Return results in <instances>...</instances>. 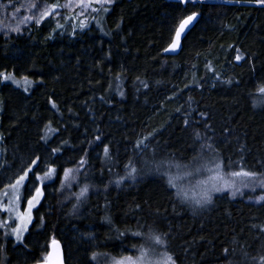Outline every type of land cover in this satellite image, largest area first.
Returning <instances> with one entry per match:
<instances>
[{"label":"trees","instance_id":"trees-1","mask_svg":"<svg viewBox=\"0 0 264 264\" xmlns=\"http://www.w3.org/2000/svg\"><path fill=\"white\" fill-rule=\"evenodd\" d=\"M102 7L86 22L57 7L40 24L27 19L19 33L0 34V73L33 82L24 91L0 79V193L31 167V195L35 175L56 169L24 243L0 228V264H37L54 240L66 264H105L133 255L150 235L166 241L175 264H261L264 203L222 193L195 207L163 173L191 167L205 142L215 152L201 162L215 156L229 172H264V6L113 0L95 8ZM193 12L199 20L180 54L165 55ZM141 140L147 147L137 149ZM129 160L141 171L117 186ZM65 169L75 179L62 187Z\"/></svg>","mask_w":264,"mask_h":264},{"label":"snow or ice","instance_id":"snow-or-ice-1","mask_svg":"<svg viewBox=\"0 0 264 264\" xmlns=\"http://www.w3.org/2000/svg\"><path fill=\"white\" fill-rule=\"evenodd\" d=\"M100 4L101 6L110 4L112 0H77V6H83L84 8L91 7L92 3ZM181 4H187V3H197L198 0H179ZM199 2H203V0H199ZM236 2H239V0H236ZM248 3H255L257 5L264 6V0H246ZM65 6H70V5H65ZM31 7L36 8V4H32ZM57 7H62L59 4L53 3L51 5L45 4L44 8L42 11H40V14L38 17H25V20L27 19H35L36 24H40L42 20L45 18L49 17ZM93 11H98V10H103L107 11V8L102 7L101 9H96L93 8ZM83 14V13H81ZM198 13L193 12L190 15L186 16L183 18L179 24L178 27L175 29V38L171 44V49L175 50L177 47L180 45V40H181V35L182 33L185 32L186 29L197 19ZM59 27V25H58ZM83 27V25H82ZM13 31L19 32L20 29L17 27L13 29ZM169 49H165V51H168ZM238 51V50H237ZM235 59L237 61L242 59V56L237 54ZM0 79L3 81H11L13 84H15L17 87H24V91H29V87L32 85V81L28 79L27 76H23L20 79H17L14 75L12 74H6V73H0ZM42 82V81H41ZM259 91L261 92L262 95H264V87L259 88ZM122 95V93H121ZM191 99V98H190ZM52 107L55 108L56 105L55 103L52 104ZM179 111V109H178ZM201 115H205L204 113H201ZM189 121L186 119L185 124L187 125ZM51 131V129H49ZM196 139H201L200 133L196 132L195 133ZM42 139H47V135L45 137H42ZM99 139V137H97ZM147 139V138H145ZM141 145H144V141H138L136 144V148L139 149L141 148ZM144 147H147V145H144ZM58 151V149H53V152ZM204 152H215L214 147L205 142L201 144V154L198 156H194L192 158V166L190 168L189 165H183L179 166L177 165L178 168L182 167L184 169H189L184 172L183 176L175 177L169 172H164L163 174L168 177L167 179V184L172 187L177 189V196H181L182 192L180 189V185L177 182L178 179H183L184 177H190L195 174L203 173V172H208V173H213L214 175L210 176L206 180H201L198 183L203 187V192L204 195L201 197V199H198L195 201V204L199 207H204L207 204H210L212 202V193L214 192H221L226 189H232V195H236V193L240 192V187H237L235 181L233 179H225L223 180V184H216V183H211L212 180H215L217 178L223 179L224 176H228L231 178H243L242 181V187L244 188H251L252 191H255L257 187L264 189V172H257V171H251V170H245L241 168L240 171H231V172H224V168L226 167L223 165L222 161H220L217 157L213 156L211 159L204 160L201 162L202 154ZM104 155L106 158H111L109 154V149L107 146L104 148ZM39 159V158H37ZM81 165L85 163L83 159L80 160L79 162ZM145 166H147L148 162L144 161L143 162ZM32 164H36V160L32 161ZM161 168V165H157L155 167V171L159 172ZM126 173L124 176L120 177L119 179L115 180L114 183L119 186L121 183H123L124 180L126 179H131L135 180L136 176L140 173L141 169H138L135 164L133 163L132 160H129L128 164L125 165ZM76 171H79L78 169ZM33 172V169L29 167L26 171H24L23 175H20L15 183L8 185L7 187L11 188L13 191L18 190L24 183V181L28 178L29 173ZM56 173L55 168H48L47 172H45L43 179H51L53 175ZM73 170L72 169H65L64 174H63V179L61 181V186H65V182L69 180V177L74 180L75 176L72 175ZM36 180H41L42 178L39 175H35ZM248 181L251 182V184L248 183ZM210 184V186H209ZM88 192V186L85 185L84 187L81 188L79 195L77 196V200H80L82 197H84ZM7 195V193H5ZM43 195L42 191L40 188H36L35 190V195L32 196L31 199H28L27 201V210L23 213L17 212L15 219L19 221L16 227L12 229V233L15 235V239L18 243H23V233L28 230V225L31 223L32 216H31V211L32 208L39 203L40 197ZM16 201L18 202L20 197L16 196L15 197ZM264 201V195H261L257 197V202H262ZM18 206V204L16 205ZM13 206L11 208H2L0 210H3L5 212L8 211H15V207ZM75 207V206H74ZM264 231V229H262ZM134 235L141 236V233H135ZM148 240L151 242L152 245H160L166 247V241L162 239L160 235H150L148 236ZM139 255L136 257L135 260H133L132 257H126L124 260L121 261H114V264H175L173 258L171 257L170 254L165 252L161 257L156 258V259H150V254L155 252V248L150 247L148 250L144 248V246H141V248L138 250ZM225 254L228 253V249H225ZM95 254L93 255V259H95ZM38 264H59L58 260H53L52 254L49 253L48 256H46L43 261L38 262ZM261 264H264V257H261Z\"/></svg>","mask_w":264,"mask_h":264},{"label":"rangeland","instance_id":"rangeland-1","mask_svg":"<svg viewBox=\"0 0 264 264\" xmlns=\"http://www.w3.org/2000/svg\"><path fill=\"white\" fill-rule=\"evenodd\" d=\"M50 0H17V1H1L0 0V34H14L19 33L21 31V25L25 21V17H28L29 14H32L33 16L39 15L40 11L43 10L45 4L51 5ZM113 1V0H112ZM87 2V0H85ZM32 4H36L37 7L33 8L31 7ZM60 5L62 7L60 8V11L67 13V14H74L76 17L81 19L82 22L88 21V19L91 17L93 13V8L96 6H101L100 4L92 3L91 7L84 8L83 6H77V0H61ZM70 5V6H65ZM58 10V8H56ZM83 13V14H81ZM58 17H62V14L59 12L57 13ZM19 28L20 31L16 32L13 31L15 28ZM191 168V167H190ZM189 169L178 171L175 174H172L175 177L183 176L184 172ZM240 171V170H238ZM224 172H229L224 169ZM55 175V174H54ZM51 179H43V176H40L42 179L38 180V187L40 188L43 195L39 199V203H37L31 211L32 220L31 223L28 225V230L23 233V243L25 241V238L33 224L34 221V214L35 211L38 209V207L41 205L44 199V193H45V185L52 182L54 180V176ZM73 176L74 173H72ZM214 175L213 173L203 172L199 174H195L190 177H184L183 179H178L177 182L180 185V189L182 192L181 197L187 201L188 203L192 204L195 207H199L195 204V201L198 199H201V197L204 195L203 187L198 183L201 180H206L210 176ZM225 179H233L237 185V187H240V192L236 193V195H232V189H226L221 192H214L212 193V199L215 195L222 194V193H228L232 197H246L247 200H249L252 203H264L257 202V197L264 195V189H261L259 187L256 188L255 191H252L251 188H244L242 187V181L243 178H231L228 176H224L223 179L217 178L215 180H212L211 183L216 184H223V180ZM28 178L24 181L23 185L16 191H13L11 188H7L4 191L0 193V209L2 208H11L13 206L15 207V211H8L5 212L3 210H0V228L3 230L4 235H6L7 238L13 239L16 244L18 243L15 239V235L12 233V229L17 226L19 223L18 220L15 219L17 212H25L27 210V201L28 199H31L33 195H35V190L31 193V195H28ZM71 176L69 177V180L67 182H72ZM249 184H251L250 181H248ZM209 184V186H210ZM7 193V195H5ZM19 196L20 199L17 202L15 197ZM22 243V244H23ZM150 247L155 248V252L150 254V259H156L161 257L166 251V248L164 246L160 245H152L151 242L144 245V248L148 250ZM168 253V252H167ZM139 255V251L134 253L131 256H125L122 258H116V259H107L105 264H114V261H121L124 260L126 257H132L133 260L136 259V257ZM127 264V262H125Z\"/></svg>","mask_w":264,"mask_h":264},{"label":"water","instance_id":"water-1","mask_svg":"<svg viewBox=\"0 0 264 264\" xmlns=\"http://www.w3.org/2000/svg\"><path fill=\"white\" fill-rule=\"evenodd\" d=\"M198 20H199V14H198L197 19L188 27V29L185 30L184 33H182L179 47H177L175 50H172L171 49V45H170L168 47L169 50L165 51V53H164L165 55H167V56H177V55L180 54V52L182 50V47H183L184 39L189 34V32L195 27V25L197 24ZM49 253L52 254L53 260H58L59 261V264H66L64 246H63V244H62V242L60 240H54L51 243L50 249H49Z\"/></svg>","mask_w":264,"mask_h":264}]
</instances>
